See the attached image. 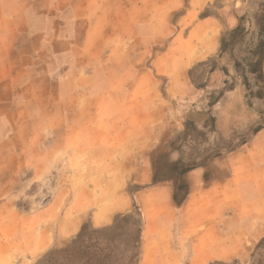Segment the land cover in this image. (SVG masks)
<instances>
[{
  "label": "crops",
  "instance_id": "obj_1",
  "mask_svg": "<svg viewBox=\"0 0 264 264\" xmlns=\"http://www.w3.org/2000/svg\"><path fill=\"white\" fill-rule=\"evenodd\" d=\"M211 2L188 0L182 15L186 21L199 18L187 37L189 44L201 39L202 55H213L221 45L218 36L208 33L218 20L211 15L200 19ZM180 4V0H0V264H29L82 228L77 210L69 218L62 217L60 206L37 213L21 210L17 202L27 195L28 185L64 164L73 165L77 177L84 156L87 166L108 167L161 141L157 128L168 124V116L152 106L166 103L160 98L161 88L145 72L137 74L141 66L126 57L146 54L148 38L152 46L169 37L166 54L179 53L186 45L181 36L164 34L157 23L164 22V7L171 15ZM237 6V0H228L222 9V27L229 32L239 24L233 12ZM147 23L156 25L148 29ZM246 39L252 40L254 49V35ZM178 70L165 74L170 78L166 92L193 103L204 101L203 91L190 81L179 85ZM225 98L217 103L220 111L212 110L214 106L204 113L198 129L206 131L209 115L216 119L220 137L244 126V117L237 112L243 98L238 94ZM251 103L257 111L249 113L248 123L255 120L254 125L264 120L259 111L264 100ZM192 117L198 121L199 113ZM211 168L212 176L205 167L187 174L190 189L180 209V224L169 209L162 212L156 234L146 223L141 264L244 260L264 238V124L246 144L214 159ZM104 218L94 217L93 225L101 227Z\"/></svg>",
  "mask_w": 264,
  "mask_h": 264
},
{
  "label": "rangeland",
  "instance_id": "obj_2",
  "mask_svg": "<svg viewBox=\"0 0 264 264\" xmlns=\"http://www.w3.org/2000/svg\"><path fill=\"white\" fill-rule=\"evenodd\" d=\"M237 2L239 6L233 9V12L239 24L240 19L245 18L243 24L248 28L254 15L260 11V5L264 3V0H237ZM180 3L178 10L171 15L168 13V8H163L164 22L157 23V27L158 29L162 27L163 33H169L170 36L178 32L181 36L180 42L186 43L185 47L180 46L179 53L168 55L166 51L171 38L159 39L156 45L152 46L150 45L152 40L148 38L146 54L132 53L126 57V61L134 63L137 67L141 66L137 74L145 72L147 78L155 80L157 86L161 88L160 98L166 103L163 107L159 102L152 105L154 110L157 109L158 112L161 110L163 116H168V124L157 128L158 132H162L161 141L155 146H147V149L141 152H133L131 156L134 154L136 156L131 160L123 162L116 160L112 166L108 167L87 166L84 156L83 166L77 168V171L80 170L77 177L74 176L75 167L64 164L63 168H56L45 179L28 185L27 195L22 194L24 196L21 195L17 202L21 210L37 213L51 205L52 207L60 206L62 217L69 218L77 210L83 223L76 236L66 239L40 256H34L29 264H38L48 253L67 247L80 237L82 231L85 232L87 239L81 253H88L87 248L96 245L94 250H106L105 252L112 257L116 254L110 259V264H136L133 258L136 253L133 246L135 229L122 223L116 229L115 220L125 215H133L142 230L149 222L150 232L156 234L162 212L169 209L175 215L174 222L180 224L182 222L180 209L183 204L178 206L175 200L181 204L190 187L188 179L179 178V172L174 168L173 162L181 159L184 166L202 164L209 170L208 175L212 176L211 163L214 159L236 151L242 142L251 139L257 128L263 126L264 120L261 119H258L257 124L254 125L252 123L255 120L248 123L249 113L253 110L257 111L251 101L257 98L264 100V83L258 80L256 75L248 72L247 65L253 42L246 38L250 35L238 41L223 55L221 53L222 37L230 31L222 27V21L225 18L222 9L228 4V0H212L210 7L200 14V19L204 15H211L218 20L208 31L211 36H218V42H221L220 49L213 55L200 54L199 47L204 45L200 43L201 39L195 38V44H189L188 33L198 23L199 18L194 21L183 19L182 15L188 8V0H180ZM169 18L170 20L166 22ZM154 24L147 23L146 27L150 29ZM150 32L148 30V34ZM237 63L241 65L239 68H236ZM172 69H179L178 81L181 86L184 79L190 81L193 86V82L197 86L205 85L204 88H199L203 91L201 96L205 98L204 101L193 103L188 97H172L167 93L166 87L170 78H167L165 74H169ZM210 71L213 72L210 73ZM132 73L135 71L130 72ZM232 94H238L244 100L243 108L240 107L237 110L238 114L244 117V126L234 129L229 135L222 134L220 137L216 135V119L209 115L204 125L206 131L198 129L197 123L203 121L204 113L206 114L214 106L216 109L212 110L220 111L218 101L222 98L223 103L227 99L225 97ZM150 109L152 108L148 107V113ZM259 111L264 113L262 108H259ZM150 113L152 115V112ZM197 113H199L198 121H194L192 116ZM186 124L188 128L184 130ZM154 163L157 164L156 177L160 181L158 184H153ZM94 171L101 174L96 176ZM26 175L30 177L31 173ZM96 216L101 218L106 216L103 219L105 224L101 227L93 225L92 219ZM93 232L100 233L98 235L100 239L116 238V243L111 245L104 241L97 242L92 238L89 239ZM256 246L252 248L249 256L242 260L244 263L251 261ZM141 261L142 242L140 264ZM80 264L83 262L81 261Z\"/></svg>",
  "mask_w": 264,
  "mask_h": 264
},
{
  "label": "trees",
  "instance_id": "obj_3",
  "mask_svg": "<svg viewBox=\"0 0 264 264\" xmlns=\"http://www.w3.org/2000/svg\"><path fill=\"white\" fill-rule=\"evenodd\" d=\"M260 11H258L254 17L253 21L250 22V27H246L243 24V21L245 18L240 19V24L237 28H235L233 31L227 33L222 38V49L221 53L222 55L226 53L228 50H230L238 41L243 40L246 36L250 35L252 33V30L254 29V32L252 33L254 35L256 44L255 48L250 51V58L248 62V72L251 74L256 75L258 80H261L264 83V3L260 5ZM241 65L236 64V68H239ZM213 71H210V73ZM245 78V77H244ZM194 83V86L196 88H204L203 86H197ZM188 125H190L188 123ZM188 126L186 124V128L184 130H187ZM261 127L257 128L254 133H257L260 130ZM248 141L242 142L241 145L246 144ZM174 168L176 171L179 172V178H185L187 179V174L192 171L195 168L203 167L202 164H196L192 166H184V163L181 159L176 160L173 162ZM154 177H153V184H158L160 181L156 177L157 173V164L154 163ZM208 175H206L207 180ZM188 188V193H189ZM179 190V187H178ZM186 193L185 198L180 203H177V200H175L176 204L178 206L182 205L184 201L186 200V197L188 195ZM120 223L125 224L129 227H134L135 234L133 235V246L136 251V253L133 255V258L135 260L136 264H140L141 260V242H142V234L143 230L140 226L139 222L137 220H134L133 215H125L123 217H119L115 220L114 227L116 229L119 228ZM100 233H94L89 237V239H94V241L100 242L104 241L109 244L116 243V238H104L100 239L98 237ZM87 237L85 232L82 231V234L80 237L73 241L71 244H69L67 247L55 250L47 255H45L38 264H80L82 261L83 264H110V259L114 258L116 254H113L109 256L108 252L101 251L100 249H95V246L88 247V253H81V250L83 248V244L85 243ZM117 261V260H116ZM112 262V261H111ZM210 264H264V238L257 244L256 250L251 256V261L249 263H244L240 259L233 260L231 262H223V261H216L212 262Z\"/></svg>",
  "mask_w": 264,
  "mask_h": 264
}]
</instances>
